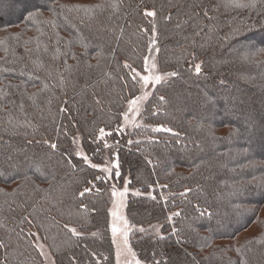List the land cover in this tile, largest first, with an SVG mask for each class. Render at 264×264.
I'll list each match as a JSON object with an SVG mask.
<instances>
[{
    "label": "trees",
    "instance_id": "1",
    "mask_svg": "<svg viewBox=\"0 0 264 264\" xmlns=\"http://www.w3.org/2000/svg\"><path fill=\"white\" fill-rule=\"evenodd\" d=\"M101 3L83 24L82 12L64 9L79 32L58 20V44L50 26L39 24L41 36L24 19L25 9L51 20L58 5ZM153 26L158 69L176 74L152 88L145 125L131 131L140 140L125 144L113 128L138 92L132 68L143 69ZM37 37L39 58L13 56ZM0 41V264H44L33 231L57 264H113L107 184L77 155L76 135L97 162L103 139H113L121 177L140 190L129 193L126 216L159 227L133 239L140 262L264 264V2L234 10L224 0H0ZM101 128L113 135L97 139Z\"/></svg>",
    "mask_w": 264,
    "mask_h": 264
},
{
    "label": "rangeland",
    "instance_id": "2",
    "mask_svg": "<svg viewBox=\"0 0 264 264\" xmlns=\"http://www.w3.org/2000/svg\"><path fill=\"white\" fill-rule=\"evenodd\" d=\"M155 40V36L153 34L151 35L150 43L148 46L147 53L144 55V57H149V64H155L156 68L153 70L154 74H158L163 76L164 78L161 80H166L169 78L171 75H166L168 73H172L171 70H160L158 69L157 65V46L156 44L152 43V41ZM143 69H144V58H143ZM137 70L140 72L142 75L143 74H149L145 73L144 70ZM134 75V73H133ZM139 89L136 95L129 97L126 102L125 106L122 111V116L120 119V122L113 128V130L119 135L122 136L123 139H120L121 142L124 141L125 144H128L129 141L133 140H140L138 138L137 133H131V131L134 130V128H138L140 126L145 125V121L143 120L142 117V111L144 107V103L146 101H140L138 107L140 108V112L137 113L135 111H128V100L134 98L135 96H142L144 95L145 92L149 93L152 90V87L148 88H141L138 85ZM149 96V95H148ZM127 112V118L125 119L124 113ZM155 128H158L162 125H152ZM166 128V126H163ZM106 132H110L109 130H105ZM100 135V132L98 133V136ZM103 142L108 145V147H104V150L101 152V161L97 162L92 160L82 149L80 145V137L79 135L74 136V148L75 151L78 154L81 155H87L89 158V164H95L97 165L100 171V176L104 178L106 181V197H107V209L109 213V229H110V236L112 239L113 243V248H114V262L113 264H136V261L138 260L136 254H135V249L133 247V239L136 238L138 235L144 234V233H149V234H156L159 233V227L156 224H151L148 226H141L138 224L132 223L128 217L126 216V201L129 193H138L140 190L137 187L130 186L129 185V178L127 175H121L119 177H116L115 173L116 171H119V167L115 168L113 165H118V160H117V154L115 152L114 148H111L109 146L114 143L112 138L106 137L103 139ZM108 168V172L102 171V169ZM121 173V172H120ZM127 189V191H125ZM113 190L116 191L117 195L113 196L112 192ZM124 192L123 196H120L119 193ZM116 211L118 214L123 218L122 220H116L115 217L111 215V212ZM264 214V208L263 212ZM262 217V216H261ZM124 221H127V225L125 226ZM115 223L117 228L119 229L115 235H113L111 231L112 224ZM257 224H260V221H257ZM143 229V231H141ZM256 230V223L254 222L253 225L249 227L248 230H245L244 232L250 233L252 231ZM125 233H127V236L125 237ZM34 234V244L38 248V245H43V251L45 253V257H42V261L44 264H57L55 261V258L48 246V244L40 237V235L33 231ZM127 241V243H125ZM39 251V250H38ZM140 264H152V263H145L140 262Z\"/></svg>",
    "mask_w": 264,
    "mask_h": 264
},
{
    "label": "snow or ice",
    "instance_id": "3",
    "mask_svg": "<svg viewBox=\"0 0 264 264\" xmlns=\"http://www.w3.org/2000/svg\"><path fill=\"white\" fill-rule=\"evenodd\" d=\"M257 2H258V0H224V5H225V7L231 8L234 10L255 9L257 7ZM261 2H264V0H261ZM109 6L112 8L116 7L115 4H111ZM104 7H105V5L102 3L96 4V5H90V6H86V5H71V6L58 5L59 11H57V7H53L51 9H48L52 13L53 17H55V19H51V20L40 19L43 16V13L40 11H28L27 9H25V12L27 13V15L24 17V19L29 23L38 22V26H37L36 30H37V32L40 33L41 36L48 35V33H46L43 30V28L39 26V24H43L45 26H50V29L52 31V36H55V40L52 41V43L58 44L62 39L59 36V33L55 31V29L57 27L61 26L58 23V20L62 19L66 26L71 27V28L75 29L77 32H79V28L76 25H74L71 22V20H69L67 15H64V9H67L68 12H73V11H75L77 13L82 12L84 15L79 17V19L81 20V24H83L85 19L91 18V14H92L93 9H102ZM146 15L151 17V16H155L156 13L153 11H148V12H146ZM204 15H205V17L208 16L207 11L204 12ZM208 18L211 19V17H208ZM155 34H156V30H155V26H153V36H155ZM52 36H49L50 40H52ZM35 39H36V47L35 48L29 47V45L32 43V40L25 41L24 42V54H23V56H18V54L15 52H13V56H17L18 59L22 60L25 56L31 58V56L33 54H35L39 58V55L41 52V47H42V42L39 40L38 37ZM3 43H4L3 41H0V44H3ZM69 43H71V41H69ZM152 43L154 44L155 40H153ZM84 46L87 47L86 45H84ZM5 51H7V49ZM43 51H44V53L48 52V46L47 45H43ZM60 55H61V53L59 51V48H56L55 52L52 54V59L55 60V59L59 58ZM63 55L67 56L68 53L65 52V53H63ZM72 58L75 59L76 58L75 55H73ZM148 61H149V57H144V69L143 70L145 73H149V74H143L142 75L140 72L136 71L135 68H132V73H134V75H133L134 84H133V87L130 91H134L136 85H139L141 88H148V87L156 88V86L159 85L161 80L164 78L161 75L153 73V70L156 68V65L155 64H149ZM33 63L35 64L37 69H41L44 67L43 64H36L35 61H33ZM64 63L66 65L67 60H65ZM125 67L131 68V65L125 64ZM200 69H201V65L197 64L195 66V71L197 73H199ZM6 70L11 71V69H6ZM21 74L22 75L24 74L23 69H21ZM175 74L176 73H168L166 75H173L174 76ZM48 75L50 76L51 73H49ZM37 78H39V77H37ZM44 88H47V85H44ZM41 91H43V89H41ZM33 95H35V94H33ZM148 95H149V93L145 92L144 95H142V96H135L134 98L129 99L128 100V111H135V112L139 113L140 108L138 107V105H139L140 101L145 100L148 97ZM160 99L163 100L164 97H160ZM123 115L126 119L127 118V112H125ZM153 115H155V113H153ZM153 131H171V129L164 128L163 126H160L158 128H154ZM99 132H100V135H99V137H97V139H102L105 136L113 135L112 132H106L105 129H103V128H101L99 130ZM129 143H131V141H129ZM51 147L55 148L56 145L53 144V145H51ZM104 147L107 148L108 145L105 144ZM77 155H79V154H77ZM81 158L83 159V161L86 164L89 163V158L87 155H84ZM90 166L93 168L98 167L95 164H92ZM73 167H75V165H73ZM113 167L118 168L119 165H113ZM102 171L108 172L109 169L104 168V169H102ZM115 175H116V177H119L121 175V173L119 171H116ZM97 179H100V177H97ZM89 183H91V182H89ZM88 191H90V189L85 188L84 192H88ZM125 191H127V189H125ZM84 192L80 193V195L83 196ZM112 195L113 196L117 195L115 190H113ZM119 195L123 196L124 192L119 193ZM111 215L113 217H115L116 220H122L123 219L118 214V212H116V211L111 212ZM176 215H179V213H177ZM169 219H171V217H169ZM124 224L126 226L127 221H124ZM65 228H68V225H65ZM68 230L71 231L73 235H77V236L80 235V233L77 232V230L75 228H69ZM118 230L119 229L117 228L116 224L113 223L112 227H111V231H112L113 235H115ZM141 231H143V229H141ZM126 236H127V233H125V237ZM125 243H127V241H125ZM4 247H5V245L2 242H0V248H4ZM38 250H39L40 256H43V257H45V259H47V257L45 256V253L43 251V245L42 244L38 245ZM236 251L240 252L241 248H237ZM136 264H140V261L137 260ZM155 264H160V262L156 261ZM239 264H247V261L245 259L241 258Z\"/></svg>",
    "mask_w": 264,
    "mask_h": 264
}]
</instances>
